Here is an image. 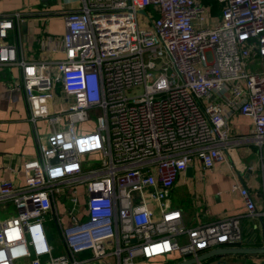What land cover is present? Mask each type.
Listing matches in <instances>:
<instances>
[{
    "label": "built area",
    "instance_id": "obj_1",
    "mask_svg": "<svg viewBox=\"0 0 264 264\" xmlns=\"http://www.w3.org/2000/svg\"><path fill=\"white\" fill-rule=\"evenodd\" d=\"M51 15L63 17V34L45 29ZM31 17L44 27L35 59L21 35ZM253 60L264 63V0H77L56 12L0 14V68L19 69L11 85L24 94L37 150L23 162V185L0 182V200L16 209L0 222V264L178 263L239 246L238 216L187 227L169 196L196 159L205 170L225 161L234 114L251 120L264 186V66L251 71ZM92 114L94 130L79 134ZM232 187L247 217L264 220L248 188Z\"/></svg>",
    "mask_w": 264,
    "mask_h": 264
},
{
    "label": "crops",
    "instance_id": "obj_2",
    "mask_svg": "<svg viewBox=\"0 0 264 264\" xmlns=\"http://www.w3.org/2000/svg\"><path fill=\"white\" fill-rule=\"evenodd\" d=\"M52 1L55 5L59 2L60 8H69L77 3V0ZM47 2L50 3L49 0H23V2L22 0H0V14H10L13 13L12 11L24 7H27L29 11L19 13L32 14L44 10L43 7ZM43 28L41 22L36 20L35 17L27 18L21 25L22 42L27 57L35 59L42 56L35 39L37 33H40ZM8 40L13 43L14 37L10 35ZM263 66L264 63L259 60H253L248 68L251 71H260ZM18 73L19 69L17 67L0 68V182L9 180L16 185H23L25 182L23 162L35 157L37 150L36 137L28 119L24 94L21 90H14L11 85L17 81ZM228 127L229 140L221 147L225 161L216 163L212 170H205L202 169L196 159L189 166L192 170V176H188L186 171L180 175L169 196V203L171 205L178 187L184 188L178 192V201L188 199L191 209H185L183 208L185 206L182 205L174 207L181 210L184 224L187 227L209 223L233 215L239 217V221L243 224L245 230L253 224L252 222H256L260 229L261 240L253 241L252 237L247 241H242L245 247H259L264 244V228H261L258 222L259 218L251 219L247 217L245 207L237 191L233 190L232 185L234 182H238L240 185L247 187L255 198L257 207L264 211V186L262 185L263 178L260 168L261 152L251 138L252 125L250 119L234 114L228 122ZM92 157L97 158V155H89V158ZM78 190L81 200H85L87 195L82 186H79ZM66 204L67 201L63 204L65 209L68 207ZM15 214L16 209L10 201L0 200V222ZM62 221L65 224L68 223L65 217ZM48 223L54 224V226L55 223L54 220H48L45 223V234L47 241L53 247V254L54 252L57 254L60 250L57 241L62 246L63 252L64 247L58 228H54L57 235L55 237L53 230L48 228ZM220 257L226 264H264V255H226L214 259ZM162 260L176 262L174 256ZM29 262V259H22L20 264H30ZM138 264H148V262L139 261Z\"/></svg>",
    "mask_w": 264,
    "mask_h": 264
},
{
    "label": "rangeland",
    "instance_id": "obj_3",
    "mask_svg": "<svg viewBox=\"0 0 264 264\" xmlns=\"http://www.w3.org/2000/svg\"><path fill=\"white\" fill-rule=\"evenodd\" d=\"M49 1H50V3L47 2V4L44 5V7H43L44 10H46L48 12H56V11L60 10L59 2L55 5V4H53L52 0H49ZM55 1L57 2V0H55ZM22 2H23V0H22ZM28 11H29V9L27 7H24V8H20V9L14 10L12 12H28ZM149 11H151L152 14L155 16V13L151 9H149ZM145 17L146 16H144V15H139L138 20H139V26L140 27H144V28L148 27L147 25H144V23H143V19ZM45 29L49 32V34H52V35H61V34H63V32H64L63 17L62 16H58V15H51L47 19V22H46V25H45ZM61 57H62L61 54H53L51 56V58L53 60L59 59ZM93 118H95L94 114L91 115V123L84 124V125H81L79 127V129H78V133L79 134H86V133L92 132L94 130ZM37 127H38V131H39L40 141H42V140L45 139V136H46V134L48 132H46V129L42 126L41 123H38ZM88 159L90 160V163H99V161H100L98 158H94V157L88 158ZM180 189H184V188H180V186H179L178 189L176 190L175 196L173 197V200L171 201L172 208L174 206H181L182 205V206H185V207H183L185 209H191V206L189 204V200L188 199L187 200L185 199V201L183 199L181 201H178V192L180 191ZM59 208H60L59 209L60 213L65 211L64 205L61 204L59 206ZM13 216H15V215H13ZM252 223H253L252 225H249V223H248L249 226L247 227L246 230L244 229L243 224H241L242 240L243 241L244 240L247 241V240L251 239L252 237H253V241H256L257 239L261 240V238H260L261 235H260V231H259L260 229L258 227V224L256 222H252ZM48 228H51V230H53L52 232L54 233V236L57 237L56 233L54 232V228H56L54 226V224L48 223ZM263 239H264V234H263ZM57 244H58L60 250H59V252H57V254H55V252H54V255H58V254H60L62 252V249H61L62 246L59 244L58 241H57ZM107 252H109V250H107ZM82 256L83 257H88L89 256V252H85ZM165 262L166 261L160 259V260H156L154 262H148V264H163ZM15 263L20 264L21 260H18Z\"/></svg>",
    "mask_w": 264,
    "mask_h": 264
},
{
    "label": "water",
    "instance_id": "obj_4",
    "mask_svg": "<svg viewBox=\"0 0 264 264\" xmlns=\"http://www.w3.org/2000/svg\"><path fill=\"white\" fill-rule=\"evenodd\" d=\"M55 2V1H54ZM55 161V160H54ZM186 173L188 176H192V170L188 167ZM191 172V173H190ZM258 222L261 225V228H264V220L259 218ZM234 256V255H264V244L262 246H252V247H245V246H234V247H218L216 249L203 252L198 254L196 258H188L180 260L178 263L173 264H196L200 261H208L214 259L218 256Z\"/></svg>",
    "mask_w": 264,
    "mask_h": 264
},
{
    "label": "trees",
    "instance_id": "obj_5",
    "mask_svg": "<svg viewBox=\"0 0 264 264\" xmlns=\"http://www.w3.org/2000/svg\"><path fill=\"white\" fill-rule=\"evenodd\" d=\"M239 246H245V244L242 242V243H240L239 244ZM217 258V257H216ZM211 260H216V259H211ZM172 262H165V263H163V264H171Z\"/></svg>",
    "mask_w": 264,
    "mask_h": 264
}]
</instances>
